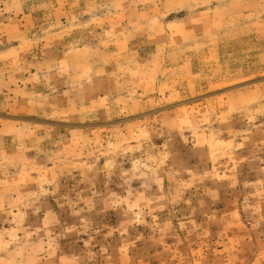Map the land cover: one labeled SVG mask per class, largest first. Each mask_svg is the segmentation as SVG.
Returning <instances> with one entry per match:
<instances>
[{
  "label": "rangeland",
  "instance_id": "1",
  "mask_svg": "<svg viewBox=\"0 0 264 264\" xmlns=\"http://www.w3.org/2000/svg\"><path fill=\"white\" fill-rule=\"evenodd\" d=\"M0 264H264V0H0Z\"/></svg>",
  "mask_w": 264,
  "mask_h": 264
}]
</instances>
